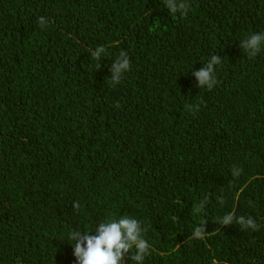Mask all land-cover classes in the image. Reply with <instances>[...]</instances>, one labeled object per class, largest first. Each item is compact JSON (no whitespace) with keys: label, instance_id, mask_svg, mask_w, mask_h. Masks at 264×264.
<instances>
[{"label":"trees","instance_id":"1","mask_svg":"<svg viewBox=\"0 0 264 264\" xmlns=\"http://www.w3.org/2000/svg\"><path fill=\"white\" fill-rule=\"evenodd\" d=\"M186 3L0 0V264H76L69 232L121 216L146 229L143 264H264V44L241 48L264 0Z\"/></svg>","mask_w":264,"mask_h":264},{"label":"clouds","instance_id":"2","mask_svg":"<svg viewBox=\"0 0 264 264\" xmlns=\"http://www.w3.org/2000/svg\"><path fill=\"white\" fill-rule=\"evenodd\" d=\"M164 3L172 14L179 12L181 15H186L189 8L186 0H164ZM39 23L43 26L46 23V18L40 17ZM262 44H264V33H253L241 41V48L248 53L249 57H255L261 51ZM104 52L103 47H98L92 56L99 60ZM220 63V57L213 55L204 68L194 72L199 87H207L210 90L217 83L214 75L215 66ZM129 67L130 61L127 54L121 52L119 58L111 65L112 76L109 80L112 83H119ZM233 174L237 175L238 173L234 171ZM206 202L207 198L201 204ZM73 208L79 209V203L74 202ZM193 211L200 213L201 205H196ZM234 221L243 228L255 230L258 227L251 217L247 219L244 216L235 217L234 213L226 214L220 223L227 226ZM145 231L146 229L136 218L121 216L117 219L99 222L94 231H83V233L71 231L68 234V239L74 242L71 245L74 249L73 255L76 258V264H126V258H130L135 264H143L145 257L151 254V246L143 237ZM91 232H95V235H90ZM204 233L205 226L196 227L193 237L203 239ZM213 264H217V262L213 260Z\"/></svg>","mask_w":264,"mask_h":264}]
</instances>
